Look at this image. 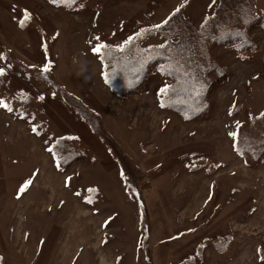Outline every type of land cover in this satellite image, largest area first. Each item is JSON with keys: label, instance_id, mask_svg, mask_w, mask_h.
<instances>
[{"label": "rangeland", "instance_id": "obj_1", "mask_svg": "<svg viewBox=\"0 0 264 264\" xmlns=\"http://www.w3.org/2000/svg\"><path fill=\"white\" fill-rule=\"evenodd\" d=\"M217 1L0 0V264H264L262 26L246 57L213 48L229 76L198 121L161 107L159 74L116 95L100 61L181 8L198 27ZM63 137L79 156L60 165Z\"/></svg>", "mask_w": 264, "mask_h": 264}, {"label": "trees", "instance_id": "obj_2", "mask_svg": "<svg viewBox=\"0 0 264 264\" xmlns=\"http://www.w3.org/2000/svg\"><path fill=\"white\" fill-rule=\"evenodd\" d=\"M47 1L74 10L85 0ZM260 25L264 30V15L257 14L255 0H218L212 13L204 17L198 27L186 18L181 8L156 30L142 29L121 48L102 47L100 61L105 84L116 95L127 98L141 93L152 75L159 74L168 79L166 89L161 93V107L188 121L202 120L210 111L209 99L214 89L225 83L229 76L226 68L219 65L213 48H228L246 57L245 52L255 49L249 31ZM156 35L159 41H152ZM63 98L76 112L79 110V102L72 94L63 92ZM260 122L261 119H256L255 126ZM243 130L237 136L235 149L239 157L251 163L248 155L264 146L250 147L249 141L255 146L259 143L248 136L251 131ZM67 138L53 143L60 165L79 156ZM88 192L90 194L91 190Z\"/></svg>", "mask_w": 264, "mask_h": 264}, {"label": "snow or ice", "instance_id": "obj_3", "mask_svg": "<svg viewBox=\"0 0 264 264\" xmlns=\"http://www.w3.org/2000/svg\"><path fill=\"white\" fill-rule=\"evenodd\" d=\"M94 51H99V50H98V49H94ZM2 71H3V70H2V69H0V73H2ZM4 106H5V107H7V105H6V104H5ZM231 135L235 136V135H236V133H231Z\"/></svg>", "mask_w": 264, "mask_h": 264}]
</instances>
